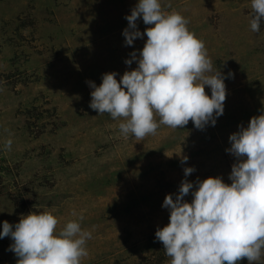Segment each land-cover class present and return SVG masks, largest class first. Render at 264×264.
<instances>
[{"label":"rangeland","instance_id":"obj_1","mask_svg":"<svg viewBox=\"0 0 264 264\" xmlns=\"http://www.w3.org/2000/svg\"><path fill=\"white\" fill-rule=\"evenodd\" d=\"M138 2L0 0V233L4 221L15 230L22 215L40 209H55L61 228L83 214L92 239L82 264H170L155 233L170 222L162 205L179 193L184 169H195L190 182L232 183L229 137L264 114V22L251 30V0H162L190 21L226 77L224 113L215 126L161 125L137 141L121 134L123 118L90 108L88 82L99 86L109 72L119 81L138 67L126 60L139 56L147 36L128 46L123 35ZM137 26L150 27L142 16ZM13 243L0 238V264H17Z\"/></svg>","mask_w":264,"mask_h":264},{"label":"clouds","instance_id":"obj_2","mask_svg":"<svg viewBox=\"0 0 264 264\" xmlns=\"http://www.w3.org/2000/svg\"><path fill=\"white\" fill-rule=\"evenodd\" d=\"M166 7L171 5H162V0H139L126 16V45L147 36L139 56L134 51L126 60L128 65L138 61L137 68L126 71L119 81L116 72H109L99 86L88 82L94 89L90 108L99 115L123 118L119 129L125 138L142 141L161 125L177 129L189 121L202 130L209 123L215 126L224 113L226 77L214 69L204 40L189 29L190 21ZM251 9V30L259 32L264 0H251ZM141 16L150 25L144 32L137 26ZM206 86L211 88L210 96ZM229 140L226 151L237 159L229 176L231 184L219 176L190 182L187 177L195 169L187 167L175 199L168 194L164 200L170 222L155 236L170 264H238L245 258L249 264H260L264 259V114L253 116ZM11 146L9 139L5 148ZM190 192L194 199L188 202L184 198ZM54 211L22 215L15 230L3 222L0 238L10 236L14 241L9 250L18 257L17 264H82L88 256L92 233L82 228L83 214L61 228ZM72 215L77 216L75 211Z\"/></svg>","mask_w":264,"mask_h":264},{"label":"trees","instance_id":"obj_3","mask_svg":"<svg viewBox=\"0 0 264 264\" xmlns=\"http://www.w3.org/2000/svg\"><path fill=\"white\" fill-rule=\"evenodd\" d=\"M165 253V252H164Z\"/></svg>","mask_w":264,"mask_h":264}]
</instances>
